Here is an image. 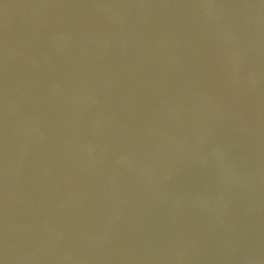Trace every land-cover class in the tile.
<instances>
[{
  "label": "water",
  "instance_id": "water-1",
  "mask_svg": "<svg viewBox=\"0 0 264 264\" xmlns=\"http://www.w3.org/2000/svg\"><path fill=\"white\" fill-rule=\"evenodd\" d=\"M0 264H264V0H0Z\"/></svg>",
  "mask_w": 264,
  "mask_h": 264
}]
</instances>
